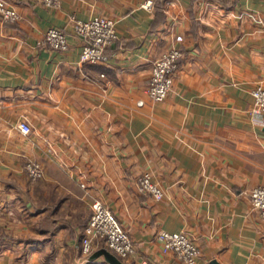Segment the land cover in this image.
Listing matches in <instances>:
<instances>
[{
  "label": "crops",
  "instance_id": "1",
  "mask_svg": "<svg viewBox=\"0 0 264 264\" xmlns=\"http://www.w3.org/2000/svg\"><path fill=\"white\" fill-rule=\"evenodd\" d=\"M0 16V264H109L83 253L96 200L129 231L126 264H184L162 230L200 246L197 264H264V0H8ZM116 21L108 60H81L76 19ZM63 29L66 51L38 44ZM184 57L171 92H148L154 61ZM104 74V75H103ZM22 122L32 131L24 134ZM44 175L29 178L26 163ZM150 172L161 199L140 192Z\"/></svg>",
  "mask_w": 264,
  "mask_h": 264
},
{
  "label": "built area",
  "instance_id": "2",
  "mask_svg": "<svg viewBox=\"0 0 264 264\" xmlns=\"http://www.w3.org/2000/svg\"><path fill=\"white\" fill-rule=\"evenodd\" d=\"M43 2L45 5L53 7L60 4V0H43ZM143 6L152 7V0H148ZM0 15L9 22H16L20 19L19 11L8 0H0ZM74 31L85 41L81 60L93 64L108 60L109 56L106 50L119 37L116 21L101 15L90 20L76 19ZM39 44L61 51H66L70 47L67 33L57 27L49 28ZM183 57V51L180 48H174L154 61L148 87L149 95L154 101H164L168 97L174 83L173 75L178 70ZM252 92L255 98V112L264 114V85H258ZM20 129L24 134H29L32 131L28 122H22ZM26 170L29 178L33 181L39 180L44 175L43 165L35 160L26 163ZM137 188L140 192L151 194L156 199H161L164 196L163 189L154 181L150 172H145L139 177ZM251 198L255 208L261 212L264 218V185L252 188ZM158 237L163 243L165 252L175 253L184 264H197L201 249L188 233L162 230L158 233ZM99 246H105L122 259L128 258L135 252V244L129 231L125 229L107 205L96 200L93 203L92 217L84 232V255L89 256ZM143 264L148 263L144 262Z\"/></svg>",
  "mask_w": 264,
  "mask_h": 264
},
{
  "label": "water",
  "instance_id": "3",
  "mask_svg": "<svg viewBox=\"0 0 264 264\" xmlns=\"http://www.w3.org/2000/svg\"><path fill=\"white\" fill-rule=\"evenodd\" d=\"M99 257H104V259L109 264H126L116 253L112 252L106 247L100 248L96 250L93 254H91L90 261L95 260ZM212 264H221V262L217 259H214L212 261Z\"/></svg>",
  "mask_w": 264,
  "mask_h": 264
},
{
  "label": "rangeland",
  "instance_id": "4",
  "mask_svg": "<svg viewBox=\"0 0 264 264\" xmlns=\"http://www.w3.org/2000/svg\"><path fill=\"white\" fill-rule=\"evenodd\" d=\"M150 8H151V7H150ZM0 16H1V15H0ZM1 17H2V16H1ZM2 18H3V17H2ZM5 21H6V20H5ZM7 22H9V21H7ZM41 39H42V38H41ZM41 39H40V40H41ZM40 40H39V41H40ZM38 44H39V43H38ZM172 49H174V48H172ZM170 50H171V49H170ZM167 52H168V51H167ZM165 53H166V52H165ZM261 85H262V84H261ZM165 100H166V99H165ZM160 102H161V101H160Z\"/></svg>",
  "mask_w": 264,
  "mask_h": 264
}]
</instances>
